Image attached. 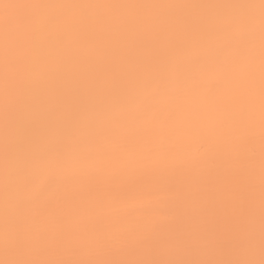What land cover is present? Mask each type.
<instances>
[{
    "label": "snow or ice",
    "instance_id": "6c2138e0",
    "mask_svg": "<svg viewBox=\"0 0 264 264\" xmlns=\"http://www.w3.org/2000/svg\"><path fill=\"white\" fill-rule=\"evenodd\" d=\"M194 130L170 221L77 198ZM0 264H264V0H0Z\"/></svg>",
    "mask_w": 264,
    "mask_h": 264
},
{
    "label": "bare ground",
    "instance_id": "6f19581e",
    "mask_svg": "<svg viewBox=\"0 0 264 264\" xmlns=\"http://www.w3.org/2000/svg\"><path fill=\"white\" fill-rule=\"evenodd\" d=\"M105 2V0H93ZM107 2H209V0H107ZM205 133L194 130L191 139L177 153L170 156L165 150L155 154L152 158L154 168L163 176L159 181L142 184H111L100 179H93L76 195L78 199L98 200L96 210L113 216H135L150 222L171 220L168 211L173 193L191 182L198 174H208L215 169L210 168L208 162L200 158L199 143L201 135ZM139 154L144 151L141 146L133 145L130 150ZM175 161V162H174ZM133 166H139L148 161L133 158ZM84 167L95 171L103 169L104 162L90 159L84 161Z\"/></svg>",
    "mask_w": 264,
    "mask_h": 264
}]
</instances>
